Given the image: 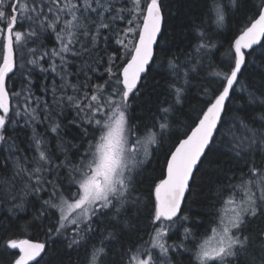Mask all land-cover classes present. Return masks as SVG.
<instances>
[{
  "label": "snow or ice",
  "instance_id": "6c2138e0",
  "mask_svg": "<svg viewBox=\"0 0 264 264\" xmlns=\"http://www.w3.org/2000/svg\"><path fill=\"white\" fill-rule=\"evenodd\" d=\"M0 264H264V0H0Z\"/></svg>",
  "mask_w": 264,
  "mask_h": 264
},
{
  "label": "trees",
  "instance_id": "16d2710c",
  "mask_svg": "<svg viewBox=\"0 0 264 264\" xmlns=\"http://www.w3.org/2000/svg\"><path fill=\"white\" fill-rule=\"evenodd\" d=\"M213 27H214V25H213ZM220 31L225 32V35L219 36L218 41L224 43L225 47H226L228 39H229V37L227 36V30L224 29V30H220ZM221 55H222V52H221ZM250 107L256 109V111L253 113V115L259 114L260 109L257 105H251ZM41 131H43V129H41ZM98 135L99 134H97V136ZM163 166H164V156L160 155L159 157L153 159L151 166L148 168V174L152 175V176H158L160 174L161 170L163 169ZM197 207H199V206H197ZM216 207H217V211H219L222 214V211H223L225 206L217 204ZM216 216H217V212H214L212 209L208 208V209L204 210V212L201 216H198L196 218L197 223L202 225V227H200V229H199V231L202 234L205 233V231L207 229L214 228L216 226L213 223V220L216 219ZM180 234H182V229L178 228V234L174 237L176 242H179V239L181 238ZM16 236L19 238H24L23 236H20L19 233H17ZM13 238H16V237H13ZM172 242H173L172 240L169 241V243H172ZM45 259H48V257H45Z\"/></svg>",
  "mask_w": 264,
  "mask_h": 264
},
{
  "label": "rangeland",
  "instance_id": "374dc122",
  "mask_svg": "<svg viewBox=\"0 0 264 264\" xmlns=\"http://www.w3.org/2000/svg\"><path fill=\"white\" fill-rule=\"evenodd\" d=\"M227 211H228V209H227V207L225 206L224 209H223V211H222V214L227 213Z\"/></svg>",
  "mask_w": 264,
  "mask_h": 264
}]
</instances>
